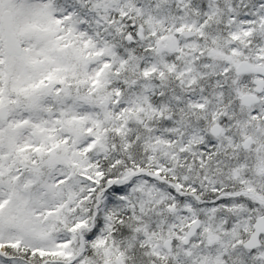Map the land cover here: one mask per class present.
I'll list each match as a JSON object with an SVG mask.
<instances>
[{
    "label": "snow or ice",
    "instance_id": "snow-or-ice-1",
    "mask_svg": "<svg viewBox=\"0 0 264 264\" xmlns=\"http://www.w3.org/2000/svg\"><path fill=\"white\" fill-rule=\"evenodd\" d=\"M0 264H264V0H0Z\"/></svg>",
    "mask_w": 264,
    "mask_h": 264
}]
</instances>
